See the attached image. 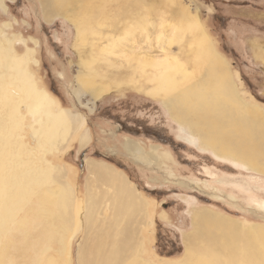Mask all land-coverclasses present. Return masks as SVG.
<instances>
[{
    "label": "rangeland",
    "instance_id": "374dc122",
    "mask_svg": "<svg viewBox=\"0 0 264 264\" xmlns=\"http://www.w3.org/2000/svg\"><path fill=\"white\" fill-rule=\"evenodd\" d=\"M93 2L95 6L91 5ZM121 2H0L1 43H9L8 53L12 56L31 54L26 72L35 86L54 100L50 107L52 114L65 109L80 120L65 147L49 153L47 146H38L31 129L38 124L39 116L29 113L26 104L21 106L24 123L15 133L22 136L24 148L33 149L31 157L34 162L37 159L38 167H48L50 163L57 169L53 178L62 175V181L73 191L74 203L67 213L68 221L47 220L42 226L34 225L27 241L32 245L26 251V243L18 235L17 250H11L15 259L8 263L47 264L51 260L55 264H89L96 243L91 239L103 236L107 243L120 244L123 264H192L187 249L192 247L198 252L207 247L206 241L197 239L195 225L201 222L194 217L207 212L236 224L238 230L231 234L218 227L227 237L240 238L232 249L237 256L233 264H259L260 242L264 239V173L219 156L203 145L200 136L191 133L187 125L176 122L163 101L132 88L154 86L144 76L149 69H137L138 61L132 58L147 51L148 43L154 54L162 44L179 53L178 47L183 45L179 43V24L172 19L179 16L178 4L130 0L128 8H135L134 13L142 18L134 30L121 28L120 15L124 10ZM88 3L91 9L86 6ZM184 6L199 19L215 52L226 63L237 97L264 114V0H184ZM47 13H53L51 20L46 19ZM87 13L89 16L95 13L92 16L95 25H88ZM134 36L139 42L137 48L132 47ZM189 37L185 33L182 42ZM2 53L0 50L1 60ZM91 67L99 74L96 86L101 81L109 83L111 92L99 97L90 94L86 81ZM139 127L143 130H138ZM85 130L90 139L81 148L79 138ZM148 135H163V140ZM127 140L143 148L152 164L142 165L129 158L124 150ZM12 149L16 151V147ZM90 161L108 165L123 176L145 206H137L136 210L112 187L96 183L87 169ZM51 181L47 187L54 189L57 186ZM88 187L90 200L86 201ZM86 216L92 222L90 237L86 236L83 224ZM203 223L204 229L207 228V222ZM38 230L43 232L40 238ZM228 251L223 250L219 257L222 261L231 257ZM247 253L254 257L251 263L245 259Z\"/></svg>",
    "mask_w": 264,
    "mask_h": 264
},
{
    "label": "bare ground",
    "instance_id": "6f19581e",
    "mask_svg": "<svg viewBox=\"0 0 264 264\" xmlns=\"http://www.w3.org/2000/svg\"><path fill=\"white\" fill-rule=\"evenodd\" d=\"M75 1L79 2L80 0H64V2H70L71 4ZM101 1L105 3L107 0ZM101 1L96 0L98 3ZM121 1L123 3L119 4H123L124 9L120 15L123 19V27L121 28H134L135 25L142 23V18L134 13L135 8L131 10L128 8L127 4H130L128 3L130 0ZM165 1L178 4L179 16H176V18L172 16V19L178 21V33L181 36L179 43L183 45L178 47L179 53L176 52L178 53L176 54L162 44L159 45L160 51L154 54L153 46L148 43L147 51L142 50L141 54L138 53L139 56L132 58L138 61L137 69L141 71L149 69L144 76L154 86L151 89L142 86H132V88L153 99L163 101L176 122L187 125L191 133H197L200 136L203 145L212 148L219 156L232 158L242 162L250 169L264 173L263 112L246 105L237 97L226 63L215 52L207 34L202 29L199 19L192 14L190 9L184 6V0ZM91 5L88 8L91 9ZM105 13L103 15H106ZM52 14L47 13L49 16L46 19L51 20L52 17L50 16ZM81 14L83 13L81 12ZM92 16H89V14L85 16L86 19L90 20L87 21L90 26L95 25V18ZM118 27L120 28V26ZM185 33H188L190 37L187 42L183 43ZM132 35L134 34L132 33ZM135 38L134 36L133 48H137V45H139ZM8 46L9 43H1L0 41V50L3 52V58L0 59V264H9L8 261L14 258L15 254L12 256L11 250H17L15 239L18 235H22L21 241L24 245L26 243V247H23L26 251L32 245L27 241L30 239L33 227L36 225L37 227L38 225L42 226L44 221L47 220L55 222L61 219L63 223L68 221L67 213L74 203L73 191L69 185L62 181V175L57 174L58 179L56 178V180L53 178L57 169L51 167L49 162L48 167H38L35 163L37 159L34 162L31 157L34 152L33 149L24 148L25 145L20 140L22 136L15 133L16 128L21 127L22 129L24 123L25 117L20 113L21 106L26 104L29 113L33 116L35 114L39 116V119H37L38 124L34 128L31 127V129L34 135L37 136L38 146L40 148L47 146V152L49 153L58 152L65 147L68 136L78 127L80 121L65 109H61L56 114L50 112L54 100L45 92L39 90L31 80L30 75L27 74L28 72H26L25 67L28 66L26 64L31 59V54L27 53L23 57L12 56L8 53ZM190 68H192V71H190ZM89 70L88 77L90 78L86 81V84L93 97L102 96L113 90L112 85L102 83V81L100 86H96L95 81L99 77L97 69L91 67ZM12 86L14 91L10 89ZM78 90L82 91L81 88H78ZM16 91L20 95L15 93ZM89 139V132L87 130L83 131L79 138L80 147H85ZM13 147H16L15 152L12 151L14 150ZM142 149L133 141L127 140L124 143V150L129 158L142 165H151V159ZM24 151L26 152L24 153ZM22 155H25L26 158H22ZM11 158L16 159V161ZM38 160L40 161V159ZM87 169L90 177L96 179V183L112 187L122 198L124 197L126 203L131 204L136 210L137 206L138 208L145 206L128 181L108 165L90 161ZM50 181L57 187L49 189L47 185ZM89 197L88 187L86 201L90 200ZM131 200L134 202H130ZM79 219L81 221V218ZM194 219L201 222L195 225L197 239L206 241L207 247H202L203 249L198 252L191 249L192 247L187 249V256L192 258V264H233L237 261L235 250L232 249L240 241V238L234 235H228L227 237L224 233L219 232L220 229L218 230L219 227L221 231H227L226 233L229 234L233 231L236 232L238 229L235 223L207 212L196 214ZM204 221L208 224L205 229ZM83 224L86 227V236H89L88 232L92 230L90 227L92 222L89 216H86ZM41 230H38L39 238L43 233ZM100 234L103 235L101 232ZM233 236L234 238H232ZM93 240H96V243L92 251L89 250L92 257H90L91 260L89 259V264H123L122 259L120 260L122 251L118 242L117 244L116 241L107 243L103 236L91 239V241ZM260 243L261 254H258L257 261L259 264H264V239ZM124 247L126 246L124 245ZM223 250H229L231 253L226 252L231 257L227 260L224 259L225 261L219 258L222 257ZM18 253L16 256H18ZM245 259L251 263L254 257L247 253ZM55 263L50 260L47 264Z\"/></svg>",
    "mask_w": 264,
    "mask_h": 264
},
{
    "label": "flooded vegetation",
    "instance_id": "af4514ba",
    "mask_svg": "<svg viewBox=\"0 0 264 264\" xmlns=\"http://www.w3.org/2000/svg\"><path fill=\"white\" fill-rule=\"evenodd\" d=\"M141 129L143 130V128H140V127L138 128V130H141ZM134 135L136 136V134H134ZM144 135H146V134H144ZM148 137H154V139L160 140V141L163 140L162 139L163 138V135L160 136V137L159 136H156V135H148Z\"/></svg>",
    "mask_w": 264,
    "mask_h": 264
}]
</instances>
